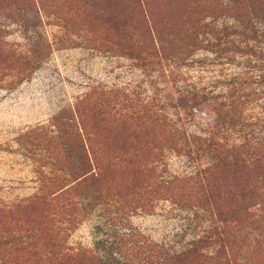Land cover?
Segmentation results:
<instances>
[{
    "label": "rangeland",
    "instance_id": "rangeland-1",
    "mask_svg": "<svg viewBox=\"0 0 264 264\" xmlns=\"http://www.w3.org/2000/svg\"><path fill=\"white\" fill-rule=\"evenodd\" d=\"M200 9L0 0V264H92L88 253L109 264L120 246L134 264L168 252L182 264H264V206L236 218L209 158L184 155V131L212 116L182 111L183 91H222L246 66L210 49L184 56L179 26Z\"/></svg>",
    "mask_w": 264,
    "mask_h": 264
},
{
    "label": "trees",
    "instance_id": "trees-1",
    "mask_svg": "<svg viewBox=\"0 0 264 264\" xmlns=\"http://www.w3.org/2000/svg\"><path fill=\"white\" fill-rule=\"evenodd\" d=\"M193 1L201 9L187 15L181 25L184 27L189 18L196 21L187 32L179 26V37L190 41L183 48L184 56L189 58L199 49H210L222 63L233 65L236 58H241L246 66L221 84L222 91L215 92L210 86L183 91L178 99L182 111L199 119L206 114L212 116L201 132L184 131L183 140L188 144L184 155L196 160L209 158L207 173L213 176L216 187L225 190L235 217L255 216L250 207L264 206V0H206L211 4ZM228 20L234 25H229ZM220 21H226L224 27H219ZM203 36L210 37V44H203ZM256 107L259 113L254 112ZM145 143L149 142L144 146ZM34 229L43 236V230ZM55 233L53 242L59 235L56 230ZM123 235L132 237L130 233ZM236 239L233 236V241ZM120 247L105 255L109 264H134L139 259H130ZM138 252L144 254L143 250ZM86 255L92 264H103L97 253ZM65 256L60 255V259ZM154 259L147 264H155ZM183 261V255L177 253L168 252L164 258V264Z\"/></svg>",
    "mask_w": 264,
    "mask_h": 264
}]
</instances>
